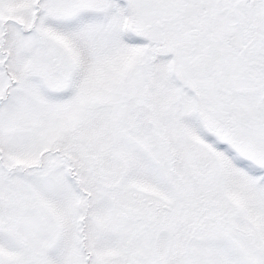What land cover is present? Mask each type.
Returning <instances> with one entry per match:
<instances>
[{
	"label": "snow or ice",
	"instance_id": "6c2138e0",
	"mask_svg": "<svg viewBox=\"0 0 264 264\" xmlns=\"http://www.w3.org/2000/svg\"><path fill=\"white\" fill-rule=\"evenodd\" d=\"M0 264H264V0H0Z\"/></svg>",
	"mask_w": 264,
	"mask_h": 264
}]
</instances>
